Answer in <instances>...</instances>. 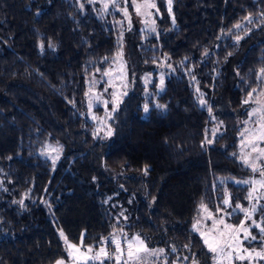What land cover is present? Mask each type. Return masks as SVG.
Listing matches in <instances>:
<instances>
[{
    "label": "trees",
    "instance_id": "obj_1",
    "mask_svg": "<svg viewBox=\"0 0 264 264\" xmlns=\"http://www.w3.org/2000/svg\"><path fill=\"white\" fill-rule=\"evenodd\" d=\"M157 7L155 31L129 34L120 12L96 1L0 0V264H55L66 257L60 231L97 246L139 234L172 263L217 264L193 225L211 221L201 203L232 225L245 216L236 206L251 205L252 185L242 182L258 172L240 157L251 151L241 141L254 129V102L243 101L264 89V0ZM121 47L132 88L110 110L109 136L89 116L86 93ZM49 146L61 149L55 164ZM252 200L260 226L245 245L256 250L264 198Z\"/></svg>",
    "mask_w": 264,
    "mask_h": 264
},
{
    "label": "snow or ice",
    "instance_id": "obj_2",
    "mask_svg": "<svg viewBox=\"0 0 264 264\" xmlns=\"http://www.w3.org/2000/svg\"><path fill=\"white\" fill-rule=\"evenodd\" d=\"M112 3L115 4V0H112ZM133 3H134L136 12L139 15H145V14L151 15V12H147V11L141 12V8H144L145 10L156 8L155 3L151 2V0H145V2L142 5L135 3V0H133ZM171 5H172V0H168V11L170 13L172 11ZM81 7H83V5H81ZM105 7H107V5H105ZM122 11L124 12V15L128 17L129 24H130L131 18L127 12V9H122ZM261 16H264V13H261ZM245 19H247L248 22L251 23L252 22L251 14H249V17H246ZM172 22L173 24H175L174 17L172 18ZM234 27L240 28L241 25L237 24ZM153 31H155V29H153ZM120 39L122 40V35ZM236 39L239 40L241 39V37L237 36ZM40 47L41 49H43L42 43ZM50 47H54V45H50ZM205 55H207V51L205 52ZM122 58H123V52H122V47H121V51L117 53V57H115L114 60L120 64L119 71L121 75L119 78L121 80H124L126 79V72L124 71V64H123ZM97 71H99V69H97ZM259 71H260V76L258 77V79H264V68H261ZM111 74H112V70L105 71L103 73V75L105 76H111ZM193 79H195L194 76H193ZM106 83H109V82L106 81ZM163 83H164V76L161 75L160 76L161 87L163 86ZM94 85H95V81H93L92 86L89 88V92H92ZM110 86L112 85L110 84ZM123 87L126 88L127 84L125 83ZM104 91L107 92L108 89L105 88ZM197 91L199 92V89H197ZM254 93H257V88H252L248 92L247 98L243 101V103L249 104V103L254 102L260 105V107L258 108H253L250 113L251 116H258L259 120L257 121V127L255 129H252V130L245 129V132H249V136L246 138V140H242L241 144H242V147L245 145L250 146L251 151L245 155H242L240 159L244 164L248 165L254 173L258 172L261 178L255 181L246 180V181H243L242 183H245V184L253 183L255 185H259L260 188H264V164H258L256 162V161L264 160V148L259 147L260 143H264V100H261V97H264V89H261L259 91V95L256 96L255 100H253ZM86 95H88V93H86ZM124 95H127L126 91L119 92V93L113 92L111 94L113 98V104H114L112 111L116 110V108L119 106L120 98ZM94 99L96 101H101L102 94L96 95ZM102 102L104 103L106 107L108 104V101L103 100ZM199 103L202 106L207 105V102L203 99V93H200ZM88 107L89 108L92 107V99L89 100ZM158 107H164V106L158 105ZM148 109H149L148 104H145L144 111L147 112ZM208 111L211 113L212 111L211 106H208ZM109 118H110V114H109ZM93 119H96V117L93 116ZM245 132L241 133L242 137L245 135ZM214 134L215 132H213V135ZM107 135L109 136L112 135V131L110 128H109V131L107 132ZM209 143H211V141H209ZM53 151L57 152V155L53 158V164H55L56 159L59 158L60 149L59 148L53 149ZM252 153H256L255 159L252 158ZM144 171L147 172V168H145ZM256 191L257 189L254 187L252 189V192L249 193V196L247 198L253 199V193ZM260 198H264V196L259 197L257 199H260ZM223 202L224 204H229L228 199H225ZM20 203L22 204L23 201H21ZM236 207L246 213V219H250L252 216V212L256 210L255 204L252 206L251 211H249V209L247 208H244L242 205H237ZM200 209L208 213L207 219L212 220V225L208 229L207 232H204V231H201L200 228L198 227L201 221L197 220L196 224L193 225V229L197 232H200V235L203 237V242L207 246L210 252L216 253L218 254V256L226 255L228 258H231L233 256V253L237 251L234 245H238L242 242L240 240V232L243 231L244 239H248L250 236L249 231L244 228V222H241L239 226H233V225L227 224L222 216L219 219H216L213 216V214L208 211L206 205H204L203 203H201ZM218 211H220V209H218ZM121 216H123V213H121ZM124 218L127 219V217H124ZM253 223H255V221H253ZM218 226H222V227H218ZM120 231L121 233H123L122 229H120ZM261 232L264 233V228H261ZM123 235H124V238L127 240V259H124L125 249L122 246L121 240L118 238H115L114 234H113L114 238L111 241H109L108 238L105 237V238H102L99 246L90 244L85 247L83 243V235L80 238L79 244H73L68 241V238L64 235L63 231H60V236L64 239L65 244L67 245L66 250L68 251V256L70 258L71 264H79L80 261H83L84 264H87L88 261H96V260H100V264H103V260H101V257L113 260L114 264H120L122 260L124 261V264H129V262H133L134 264V262H137V261L139 262V264H147L145 257L140 255L141 253L147 254L149 256H158V255L164 254L165 252V249H162V248L161 249H149L145 241L140 237L139 234H137L132 239H127V234H123ZM251 239L255 240L256 237L253 236L251 237ZM262 239H264V237H262ZM107 243H112L115 245V249L113 253H109L106 250V247L103 246ZM185 247H187V245H185ZM81 248H84V251H81ZM94 249H97V250L94 252ZM172 251L173 252L176 251L174 246L172 248ZM243 252L246 253L247 257H251L253 255V253L251 251H248L247 249H244ZM255 255L261 258H264V253L257 252L255 253ZM237 258L240 260H243L246 258V256L238 255ZM185 259H188V258L185 257ZM56 264H66V262L63 258H61L56 261ZM165 264H167L166 261H165ZM193 264H198V262L194 261Z\"/></svg>",
    "mask_w": 264,
    "mask_h": 264
},
{
    "label": "rangeland",
    "instance_id": "obj_3",
    "mask_svg": "<svg viewBox=\"0 0 264 264\" xmlns=\"http://www.w3.org/2000/svg\"><path fill=\"white\" fill-rule=\"evenodd\" d=\"M91 1L99 2L101 4L102 8H104V9H108L110 7L116 8L120 12L122 17L124 18L125 24H126V27H127V31H128L129 34L131 33V29H133V28H138L139 30L142 31V33L151 32V31H153V29H157V23H158L157 22V18H158L159 14H160L159 10L157 11V9H158L157 0H151V2L155 3L156 8L147 9V10H145L144 8H141V12H146V11L147 12H151V15H147V14L139 15V14H137V12L135 10V7H134L133 0H115V4L112 3V0H91ZM144 2H145V0H135V3L141 4V5ZM166 2H167V6H168V0H166ZM105 5H107V7H105ZM122 9H127V12H128V14H129V16L131 18V23L130 24H129L128 17H126L124 15V12L122 11ZM132 9L134 11H132ZM153 21H154V23H153ZM122 59H123V64H124V71L126 72V79L121 80L119 78L120 75H121V73L119 71L120 64L118 62H115V65L112 68L109 69V70H112L111 76L102 75L100 77H91V79L89 81V88L92 86L93 81H95V85H94V87L92 89V92H89V90H88V97H87V103H86L87 106H88L89 100L92 99V107L91 108L88 107L89 108L88 114H89V116L91 118H93V116L96 117L95 120L97 121V128L102 133H106V134L109 131V128L111 129V126H110V123H109V119H110L109 118V114H111L110 110L113 109V107H114L113 98H112L111 94L113 92H118L119 93V92H123V91H126L127 94H128L129 91L132 88V84H131V82L129 80V76H128V72H127V68H126V63H124V56H123ZM165 74L166 73H164V72H160V74L158 75V78L156 77V79L158 80L157 93H160L164 89V83H163L162 87L160 85V76L161 75L165 76ZM154 78L155 77L153 75H151L150 77L146 76L145 80H148V82H152ZM106 81L109 82V83H106ZM125 83L127 84L126 88L123 87V85ZM110 84L112 86H110ZM105 88L108 89L107 92L104 91ZM98 94H102L101 101H96L94 99V97L96 95H98ZM125 96L126 95H124V96H122L120 98V102H122V100L125 98ZM103 100H107L108 101V104H107L106 107H105L104 103L102 102ZM261 100H264V97L261 98ZM256 105L257 104L254 103L253 108ZM258 107H260V105H257V108ZM98 108H102L103 110L100 112L99 110H97ZM110 117H111V115H110ZM251 118L253 119L252 126L255 129L257 127V121L259 120V117L251 116ZM111 131H112V129H111ZM248 136H249V132H248ZM57 148H59V147H57ZM53 149H56V147L49 146L50 153H52L53 157H55L57 155V152L53 151ZM59 154L61 155L62 152L59 153ZM260 178L261 177L259 176V173H258L257 177H255L252 181L259 180ZM251 185H252V189L254 187L257 189V191L253 193V198L257 199L259 197L264 196V188H260L259 185H255L253 183H251ZM250 204L251 205L248 206L247 209H250V207H252L254 205V200L251 199ZM205 214L208 216L207 212ZM226 215L227 214L224 212L223 214H221L220 216L215 217V218L219 219L222 216L224 218L225 222L227 224H229L226 221ZM252 218H253V214H252L250 219H246V213H245L244 218L241 220V222H244V228L247 229L249 231V233H250L249 238L253 236L252 229L255 226H260L259 223L256 222V221H255V223H253L254 220H252ZM241 222L239 224H237V225L233 224V226H239L241 224ZM211 225H212V220L209 223H207V224H205V222H204V224L202 226V231L207 232L208 229L211 227ZM230 225H232V224H230ZM218 227H222V226H218ZM59 234H60V232H59ZM64 235H65V233H64ZM114 236H115V238H118V239L121 240L122 246L125 249L124 259H127V240L124 238L123 235H120V234H117V235H114ZM135 236L136 235H134L133 237H135ZM243 236H244V233H243V231H241L240 232V240L242 242L240 244H238V245H234V247L237 249V251L233 253V256L231 258H228L226 255L218 256V254H216V256H217V264H258L260 262H264V258H261V257L255 255V253H257V252L264 253V246L261 249H256V250L249 249L245 245V241L248 240L249 238L248 239H244ZM60 238H61V240H62V242H63V244L65 246V250H66L67 245L65 244V241H64V239L61 236H60ZM113 238L114 237H112V239ZM132 238H127V239H132ZM112 239L110 238V240L109 239L108 240L111 241ZM68 241L70 243H73V244H79V243L73 242V241H71L69 239H68ZM124 243H126V244H124ZM108 244L109 243H107V244H105L103 246L106 247V250L109 253H111V252L114 251L115 245L113 244L114 248H113V250H110V247L108 246ZM84 246L86 247L88 245L84 244ZM147 247L149 249H161L160 247H150L148 245H147ZM244 249H247L248 251H251L253 253V255L251 257H247L246 253L243 252ZM96 250L97 249H94V252ZM81 251H84V248H81ZM140 255L145 257V259L147 261V264H165V261L167 262V264H177V263L170 262L169 255H168V253L166 251L164 252V254L158 255V256H149V255L144 254V253H141ZM238 255H245L246 258L243 259V260H240V259L237 258ZM63 259L65 260L66 264H71V261H70V258L68 256V251L67 250H66V257H64ZM101 260H103V264H106V262H107L106 258L101 257ZM79 264H84V262L80 261ZM87 264H100V260L88 261ZM120 264H124V261L122 260L120 262ZM129 264H133V262H129ZM134 264H139V262L138 261L134 262Z\"/></svg>",
    "mask_w": 264,
    "mask_h": 264
},
{
    "label": "built area",
    "instance_id": "obj_4",
    "mask_svg": "<svg viewBox=\"0 0 264 264\" xmlns=\"http://www.w3.org/2000/svg\"><path fill=\"white\" fill-rule=\"evenodd\" d=\"M111 253H113V252H111ZM109 264H114L113 262H110Z\"/></svg>",
    "mask_w": 264,
    "mask_h": 264
}]
</instances>
